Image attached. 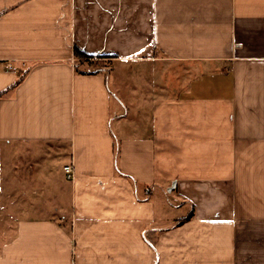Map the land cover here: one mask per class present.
<instances>
[{
    "label": "crops",
    "instance_id": "0c3cea01",
    "mask_svg": "<svg viewBox=\"0 0 264 264\" xmlns=\"http://www.w3.org/2000/svg\"><path fill=\"white\" fill-rule=\"evenodd\" d=\"M6 89L0 264H264V0H0Z\"/></svg>",
    "mask_w": 264,
    "mask_h": 264
},
{
    "label": "rangeland",
    "instance_id": "374dc122",
    "mask_svg": "<svg viewBox=\"0 0 264 264\" xmlns=\"http://www.w3.org/2000/svg\"><path fill=\"white\" fill-rule=\"evenodd\" d=\"M116 65V66H115ZM114 66H115V70L113 71V73H119V74H125V71H124V69H125V66H122L123 64H120V63H117V64H115ZM92 67H94V66H92ZM151 68V67H150ZM149 73L148 74H152V72H151V69L148 71ZM107 73H108V76H109V78L111 79V76L113 75V73H112V71L111 70H107ZM124 85H125V81H124V83H123ZM127 87V86H126ZM144 92L145 93H147V92H149V90H150V94H152L155 90H156V87H155V85H152L151 84V87L149 88V89H147V87H144ZM118 148V147H117ZM117 148H116V150H117ZM174 195H175V193H173L172 194V197H174ZM25 203V202H24ZM24 203L23 202H20V205H24ZM2 229H1V237H3V236H5V233H8V230H9V228H11V227H1Z\"/></svg>",
    "mask_w": 264,
    "mask_h": 264
},
{
    "label": "trees",
    "instance_id": "16d2710c",
    "mask_svg": "<svg viewBox=\"0 0 264 264\" xmlns=\"http://www.w3.org/2000/svg\"><path fill=\"white\" fill-rule=\"evenodd\" d=\"M74 51H75V54H76L78 57H80V58H93V57H95V56H112V55H106V54H104V53H98V54L90 53V52L85 51L83 48L79 47L78 45H75V46H74ZM86 73H88V72H86ZM20 79H21V78H18V79L16 80V82L12 85L11 88H13V87H14V86L20 81ZM9 88H10V87H9ZM9 88H8V89H9ZM8 89H6V90L0 92V95L5 94V93L8 91ZM116 151H117V150H116Z\"/></svg>",
    "mask_w": 264,
    "mask_h": 264
},
{
    "label": "built area",
    "instance_id": "2783aa9c",
    "mask_svg": "<svg viewBox=\"0 0 264 264\" xmlns=\"http://www.w3.org/2000/svg\"><path fill=\"white\" fill-rule=\"evenodd\" d=\"M64 170L68 178H73L74 176V166L72 163L64 165Z\"/></svg>",
    "mask_w": 264,
    "mask_h": 264
}]
</instances>
